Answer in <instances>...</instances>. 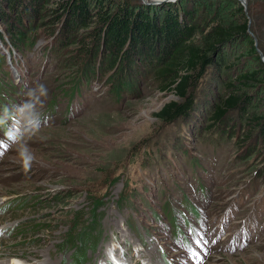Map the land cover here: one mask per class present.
I'll return each instance as SVG.
<instances>
[{
    "label": "rangeland",
    "instance_id": "374dc122",
    "mask_svg": "<svg viewBox=\"0 0 264 264\" xmlns=\"http://www.w3.org/2000/svg\"><path fill=\"white\" fill-rule=\"evenodd\" d=\"M195 1L206 30L247 29L214 51L199 39L209 63L189 89L191 112L171 123L157 112L183 99L152 69L87 55L91 27L66 35L51 13L58 0L23 18L32 40L19 50L0 21V111L42 83L50 118L27 141V170L17 146L0 144V264H75L78 230L94 237L81 264H264V4ZM230 94L242 99L211 124Z\"/></svg>",
    "mask_w": 264,
    "mask_h": 264
},
{
    "label": "trees",
    "instance_id": "16d2710c",
    "mask_svg": "<svg viewBox=\"0 0 264 264\" xmlns=\"http://www.w3.org/2000/svg\"><path fill=\"white\" fill-rule=\"evenodd\" d=\"M48 1L50 0H0V21L5 24L4 30L10 34L8 35L15 38L12 39L15 47V41L28 45L32 40L31 34L24 30L23 18L37 15V7L41 3L45 7ZM188 1L176 0L159 5L121 2L110 11L108 3L114 4L113 0H58L51 13L56 22L62 18L66 35L91 27L95 41L92 48L85 50L87 55L93 54L96 57L97 53L105 49L108 52L107 63L111 68L124 62L126 71L134 68L135 74L141 68L155 71L160 82L164 81L162 88L171 89L179 99H183L181 103L171 100L157 112L163 122L171 123L184 119L191 112L193 100L189 89L201 77L209 63L207 61L210 57L203 52L204 42L200 46L199 39L210 40V49L214 51L219 45L228 42L229 38L247 29L243 22L236 27L220 23L206 30L207 19L202 18L200 12L196 15L194 11L199 8V3L191 0L190 5L194 8L189 9L186 5ZM260 1L264 4V0ZM32 24L29 23L28 28ZM3 33L0 32V39L3 38ZM3 62L4 56L0 54V71H4ZM254 75L255 72L240 74L228 82V88L237 90L236 85L241 86ZM118 87L119 85L114 84L113 91L117 92ZM1 88L0 83V92ZM241 99L230 94L217 104L211 124L223 120L227 110L236 106ZM87 227L84 226L83 229ZM74 234L77 238L76 243L72 244L76 254L74 263L81 264L85 260L84 249L87 242L91 243L94 237L91 233L84 236L82 230Z\"/></svg>",
    "mask_w": 264,
    "mask_h": 264
},
{
    "label": "clouds",
    "instance_id": "9594fccd",
    "mask_svg": "<svg viewBox=\"0 0 264 264\" xmlns=\"http://www.w3.org/2000/svg\"><path fill=\"white\" fill-rule=\"evenodd\" d=\"M47 96L46 85L37 84L27 89L25 98L20 103L6 104L0 111V131L4 133L0 144L18 147L25 170L31 166L33 160L27 148V141L37 137L50 119L42 112ZM0 156H3L2 152Z\"/></svg>",
    "mask_w": 264,
    "mask_h": 264
},
{
    "label": "water",
    "instance_id": "95a60500",
    "mask_svg": "<svg viewBox=\"0 0 264 264\" xmlns=\"http://www.w3.org/2000/svg\"><path fill=\"white\" fill-rule=\"evenodd\" d=\"M167 1H175V0H156V1L153 0L154 3L167 2ZM240 1H241L242 3L244 2V0H240ZM148 3H149V2H148ZM148 3H147V4H148Z\"/></svg>",
    "mask_w": 264,
    "mask_h": 264
},
{
    "label": "bare ground",
    "instance_id": "6f19581e",
    "mask_svg": "<svg viewBox=\"0 0 264 264\" xmlns=\"http://www.w3.org/2000/svg\"><path fill=\"white\" fill-rule=\"evenodd\" d=\"M154 1H156V0H154ZM172 2H174V1H172ZM40 255V254H39ZM32 258V257H31ZM29 260V259H28Z\"/></svg>",
    "mask_w": 264,
    "mask_h": 264
}]
</instances>
